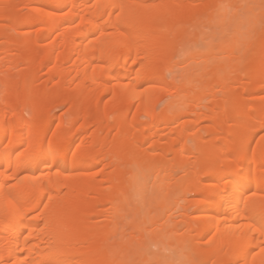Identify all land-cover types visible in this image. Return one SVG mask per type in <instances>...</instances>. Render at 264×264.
<instances>
[{
  "label": "bare ground",
  "instance_id": "obj_1",
  "mask_svg": "<svg viewBox=\"0 0 264 264\" xmlns=\"http://www.w3.org/2000/svg\"><path fill=\"white\" fill-rule=\"evenodd\" d=\"M0 264H264V0H0Z\"/></svg>",
  "mask_w": 264,
  "mask_h": 264
},
{
  "label": "rangeland",
  "instance_id": "obj_2",
  "mask_svg": "<svg viewBox=\"0 0 264 264\" xmlns=\"http://www.w3.org/2000/svg\"><path fill=\"white\" fill-rule=\"evenodd\" d=\"M258 11V10H257ZM162 106V105H161ZM62 111H60V109L59 110H57V114H63V111H64V108L63 109H61ZM62 112V113H61Z\"/></svg>",
  "mask_w": 264,
  "mask_h": 264
}]
</instances>
